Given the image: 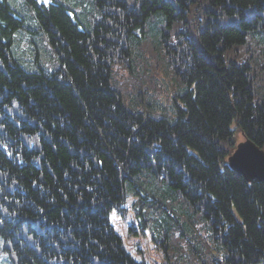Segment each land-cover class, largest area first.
Here are the masks:
<instances>
[{
    "label": "trees",
    "instance_id": "1",
    "mask_svg": "<svg viewBox=\"0 0 264 264\" xmlns=\"http://www.w3.org/2000/svg\"><path fill=\"white\" fill-rule=\"evenodd\" d=\"M44 1L0 0L6 264H147L109 219L129 198L166 264H263L264 183L227 159L232 129L264 146V41L249 61L230 55L264 38V0H91L92 16ZM192 4L196 33L173 32ZM23 35L45 44V62L37 45L19 55ZM154 52L177 86L169 109L140 84L147 108L124 105L113 82L153 70Z\"/></svg>",
    "mask_w": 264,
    "mask_h": 264
},
{
    "label": "rangeland",
    "instance_id": "2",
    "mask_svg": "<svg viewBox=\"0 0 264 264\" xmlns=\"http://www.w3.org/2000/svg\"><path fill=\"white\" fill-rule=\"evenodd\" d=\"M74 1L77 6V10L82 13V15L92 16L93 11L91 9V0ZM44 2L46 3L48 1L45 0ZM195 6L196 4H192L189 6L184 26L181 27L179 23L175 24L172 29L173 32H176L178 29H181L191 35L196 33V27L193 20ZM158 24H160V22ZM154 26L156 29H158L157 23H155ZM257 36L260 37L261 41H264V38L261 35L253 36L255 37L254 39L247 38L246 44L238 49H235L234 52L230 54L231 57L234 56L235 58H232L237 59L238 61H249L252 56H257L256 50H258V44L256 43V40H259ZM34 45H37L38 49L41 50L43 58L42 61L45 62V55L43 52L45 44L43 46L37 38L31 39L26 35H23L22 38L18 40L17 50L19 55L22 58H25L27 61L32 60L31 51L33 47H35ZM142 54H144V51L141 50L137 52L135 56H142ZM156 55V52H154L151 57L147 53L145 54V56H147V63L153 62V64L155 65H153L154 71L150 68L149 64L147 65V67L149 68L148 72L145 69L143 72H141V69L134 68L135 74H131V72H129L127 68L128 71L126 72L125 77L121 78L119 82L116 83V85V81L113 82L115 92H118L120 94L124 105L128 104L130 107L134 106L138 110H140L141 107L142 109H144V107L147 108V104L143 103V98H138V101H136L138 103H135L132 89L133 86L137 84H140L141 86H143L142 88H144V90H147L146 93L142 94L145 97L149 96V99L152 102V107L156 105V107L162 108L163 105H167L169 102H171V98L174 96V94H177V86L174 78L172 77V74L170 73L167 61L162 58L160 62H157L155 60ZM114 70H116L115 75H117V72L120 71L119 69ZM256 71L262 73L261 69L259 68H257ZM144 72L146 73L143 74ZM136 76L141 77L138 78ZM145 86H149L148 89ZM167 107L168 105L165 106V108L169 109ZM146 111L149 112L148 110ZM236 137V143L233 152L236 151L237 145L240 144L239 141H242L244 139L242 134H240L239 132ZM244 164H246V162H244ZM242 173L243 172H240V175H242ZM134 202L135 199L129 198L126 203L122 205L123 212L122 210L118 212L115 209L110 213L109 219L114 228V231L120 235L127 252L136 261L143 260L147 264H166L167 260L164 257V252L158 249L157 245L153 240L152 233L150 231H145V233H141L142 231L140 230L139 225L137 224V220L135 218V212L133 208ZM132 226L134 227V231H131ZM6 263V257L0 254V264Z\"/></svg>",
    "mask_w": 264,
    "mask_h": 264
},
{
    "label": "bare ground",
    "instance_id": "3",
    "mask_svg": "<svg viewBox=\"0 0 264 264\" xmlns=\"http://www.w3.org/2000/svg\"><path fill=\"white\" fill-rule=\"evenodd\" d=\"M34 33H35V37H37L36 36V33H37V31H34ZM37 38H39V37H37ZM40 39V38H39ZM251 126V125H250ZM232 132L234 133V136L236 137L237 136V134H238V132L237 131H235L234 129H232ZM240 134H242V136L244 137V139L242 140V141H239V143L240 144H245V146L246 147H244V149L242 148L241 149V152H240V154L241 155H243V156H247L248 157V159H249V165L248 166H250V168L249 169H247V172H245L246 174H249V173H253V172H249V171H252L253 169V166H254V174H255V167H256V162L255 161H257V158L259 159V161L261 160V157H262V155H261V152H263L264 153V146L262 147V146H259V145H257L256 143H255V141H254V137L253 136H248V135H243V133H240ZM237 138V137H236ZM239 145V144H238ZM238 145H237V147H236V150H237V148H238ZM239 151V150H238ZM233 170V169H232ZM237 170V169H236ZM233 170L234 172H236L237 174H239L240 175V170ZM242 176L248 181V182H252V181H257V182H260V183H264V170H259V172L256 174V175H253L252 177H251V175H249L252 179H248L246 176H245V174H243L242 173ZM257 178H260V180H258Z\"/></svg>",
    "mask_w": 264,
    "mask_h": 264
},
{
    "label": "water",
    "instance_id": "4",
    "mask_svg": "<svg viewBox=\"0 0 264 264\" xmlns=\"http://www.w3.org/2000/svg\"><path fill=\"white\" fill-rule=\"evenodd\" d=\"M245 144L244 143L239 144L238 149L229 157L228 163L232 169L240 170L241 172H243V174H245V176L248 179H252L251 177L253 175H256L259 172V170H261V169L264 170V153L261 152L262 157H261L260 161L258 158H257V161H255L257 164L255 167V174H254V166L252 168L253 170L249 171V172H253V173L246 174L245 172H247V169L250 168V166H248L249 165V159L247 156L245 157V156L240 154L241 149L242 148L244 149V147H246ZM244 162H246V164H244ZM249 175H251V177ZM257 179L260 180V178H257Z\"/></svg>",
    "mask_w": 264,
    "mask_h": 264
}]
</instances>
